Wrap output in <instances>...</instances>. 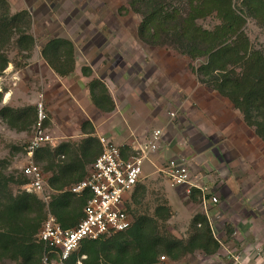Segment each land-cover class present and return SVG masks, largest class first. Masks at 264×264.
Returning a JSON list of instances; mask_svg holds the SVG:
<instances>
[{
	"label": "trees",
	"instance_id": "16d2710c",
	"mask_svg": "<svg viewBox=\"0 0 264 264\" xmlns=\"http://www.w3.org/2000/svg\"><path fill=\"white\" fill-rule=\"evenodd\" d=\"M130 8L142 20L138 27L140 40L152 46L169 45L192 60L203 59L193 72L200 83L216 90L232 102L264 143V47H256L246 30L253 19L264 30V0H127ZM217 18L212 27L200 20ZM32 17L27 9L11 13L9 0H0V75L11 62L7 49L14 47L31 55L36 39L29 32ZM45 62L58 75L65 77L75 71V47L71 40L55 37L42 47ZM83 74L92 75L90 67ZM92 102L103 112L113 111L114 100L106 83L94 77L89 83ZM3 92L0 91V104ZM0 116L18 131L27 130L37 121L35 104L24 107L0 106ZM87 136L79 142L46 143L34 157L47 161L41 166L48 175L51 194L50 211L64 228L75 226L83 216L87 195H77L69 187L82 180L88 165L102 152L100 140L93 135L89 120L81 122ZM123 151L130 147L124 145ZM2 163V161H0ZM40 164V163H39ZM29 182L24 173L20 178L0 171V260L11 259L16 264H39L43 246L36 242L44 220L46 204L26 190L14 191L10 184L22 186ZM146 185L140 181L125 202L133 216L125 230L96 239H84L72 251L66 264H157L160 257L179 260L197 251L215 255L222 241L213 230L208 215L197 212L191 221L189 235L181 238L167 227L171 216L167 204H158L153 213L140 212L138 205L145 197ZM211 197V194H207ZM203 191L192 187L189 199L202 201ZM227 236L234 226L224 224Z\"/></svg>",
	"mask_w": 264,
	"mask_h": 264
},
{
	"label": "rangeland",
	"instance_id": "374dc122",
	"mask_svg": "<svg viewBox=\"0 0 264 264\" xmlns=\"http://www.w3.org/2000/svg\"><path fill=\"white\" fill-rule=\"evenodd\" d=\"M9 3L11 13L22 9L29 10L32 17L29 32L36 39L34 50L30 56L25 52L21 53L14 47L7 49L11 60L8 66L12 64L19 71L14 85L11 83L16 96L21 99L16 101V105L24 107L27 105L22 104L35 100L32 104H35L37 108L38 102L42 101L48 114L44 126L47 129L50 128L48 132L54 136L56 144L65 140H74V143L81 140L77 133L74 137L65 139L67 137L59 130L61 127L57 126L60 120H64L63 113L68 105L71 106L72 99L69 100L68 92L60 91V81L56 73L42 56V47L50 39L60 37L71 40L75 47V69L77 63L82 68L93 66L97 68L98 74L104 76L110 74L113 68L116 73V81L110 85H112L115 95L121 97L122 94L128 93L132 103H137L138 107L143 106L142 118L151 115V111L156 110L160 103L158 108L164 107V111L161 113L162 120L157 121L158 125L162 126L159 127L160 129L163 130V126H167L163 131L164 145L160 146V149L144 163L140 182L147 188L145 197L140 199L141 203L138 205L140 212L149 210L153 213L156 205L167 204L171 211V216L166 223L167 227L170 232L181 238L188 237L193 216L197 212H205L218 238L222 241L235 240L234 233L232 236L226 235L224 224L231 223L230 218L235 215V207L238 206L240 200L239 194L243 193V190H247L249 192L247 195L250 197L245 198L246 204L250 205L254 202V206H257L255 212L257 215L255 224L257 236L256 233L253 235L247 233L245 240H255V237L256 240L257 238L264 240L263 141L257 136L254 129L245 123L241 112L236 113L231 125L237 129L242 124L247 126L249 129L246 128L242 131V137H250L252 143L251 145L244 143L240 137V141L244 143L243 146H240L242 148L236 145V150L230 149L229 151L250 154L254 147L259 154V160L254 165L237 166L232 160H228L230 153L221 149L226 145L225 142L222 146L219 144L224 139L217 138L221 132L219 128L223 127L225 123L218 122L219 124H214V126L208 124L206 127H208L209 134L193 128L194 119H197L200 113L197 110L201 109V103L198 102L199 96L204 95L203 98L206 99L213 95L218 99V102H222L225 97L223 99V96L216 90L200 83L196 75H194L195 90L193 92L199 93V96L194 95L193 92H186L183 88L174 89L172 85L175 79L174 73L177 72L178 77L183 72L191 74L193 73L192 66H198L203 62V59L192 60L169 45L152 46L142 42L138 36V27L142 17L130 8L127 0H9ZM217 22L215 17L200 20V23L209 28H212ZM246 30L256 47H264L262 27L249 18ZM148 69L150 79H147L146 76ZM121 74H124L126 81H123V78L119 76ZM197 84L204 87L199 88ZM189 114L194 119H191ZM53 116L55 123H52ZM135 117L137 116L130 119L133 124L135 121L139 123V119H135ZM4 123L6 124V122ZM112 124L115 127L113 129L110 127ZM34 125L35 123L16 135L9 132L11 127L7 124L3 126V129L0 122V161H2L0 171L5 175L11 174L20 178L23 174V167L30 159L27 155V144L33 135ZM123 126L119 120H113L102 126L99 133L105 134L120 129L119 132L122 134ZM69 129V133H71L72 126ZM121 134L118 133L120 139L123 138ZM237 136L241 135L237 134ZM215 137L217 141H215ZM171 157L180 158L188 167L193 183L202 187L205 194H211V197L216 196L218 201L205 207L201 200L192 202L189 199L186 186L172 185L167 174L161 170ZM35 161L37 162L36 159ZM39 163L42 167L47 165L46 160L39 161ZM10 186L16 192L23 190V185L19 186L17 183H11ZM224 189L230 191L228 196L219 195ZM47 193L52 194L54 190L48 188ZM226 246L228 250L224 251L222 256L228 264H235L239 261L238 250L235 249V246L229 244ZM262 249L264 250V248ZM259 252L258 256L262 254L261 250ZM197 258L200 260L202 257L198 255ZM169 262L170 259L166 257L163 262L159 261L157 264H169ZM238 263L241 264V262ZM0 264H16V262L4 258L0 260ZM259 264H264V259Z\"/></svg>",
	"mask_w": 264,
	"mask_h": 264
},
{
	"label": "crops",
	"instance_id": "0c3cea01",
	"mask_svg": "<svg viewBox=\"0 0 264 264\" xmlns=\"http://www.w3.org/2000/svg\"><path fill=\"white\" fill-rule=\"evenodd\" d=\"M79 62V61H78ZM92 69V75L91 76H86L83 74L82 71V66H80L79 63H77L76 69L74 74L68 75L65 77H62L60 75H57L59 82V87L60 91L63 92L65 90L66 92L69 93V100L71 102V106H67L65 112L63 113L64 120H60L59 124L57 126H60L61 130L65 136L68 138L74 137L75 133L79 135V137H86L87 133H84L83 130L81 129V122L84 120H89L93 126H94V133L93 135L96 136L98 139L100 136H104L108 138L110 141L113 143L120 145L123 147L124 145H128L130 148L134 146L136 143L140 142H146L152 133V131L155 128L162 127L161 125H158L157 121L162 120V111H164V107L160 106L161 109L158 108L159 105H157L156 110L151 111V115H147L146 118H142V107H138L137 103H132V100L129 96L128 93L122 94L121 97H117L115 95L114 89L110 83H113V81H116V73L115 70H111L110 74L108 73L107 75H102L97 73V68L90 66ZM168 68L173 69V67L168 66ZM150 69V68H149ZM148 71L146 72V76L148 77L150 73ZM53 70V69H52ZM19 71L13 67L12 64H10L7 69L4 71L2 75H0V91L3 92V100L0 104L2 105H11L13 107H17L16 101H20L21 99L16 96V92L13 88V85L15 83V78L18 76ZM195 73L189 74L188 72H183L180 77H178V73H174L173 76L175 77L172 85L174 89L178 88H183L186 92H193L195 90V84L193 83ZM121 78H123V81L125 79L124 74L119 75ZM30 77V76H29ZM54 77V75H53ZM100 78L103 80L108 89L109 92L114 100L115 108L113 111L110 112H103L101 111L96 105L92 102L91 95H90V90L88 83L89 81L94 78ZM151 77H148L147 79H150ZM13 83V85H11ZM124 84V82H123ZM199 88H202L204 86H200ZM49 86V85H48ZM194 95L199 96V93L193 92ZM128 94V95H127ZM203 95V94H202ZM219 97L220 95L217 94ZM204 96V95H203ZM203 96H199L200 98L198 99V102L200 101L201 103V109H198L197 111L200 112L198 114L197 119H194L191 117V119H194V126L193 128L198 131H203L206 134H209L208 131V124H211L214 126V124H219L218 122L225 123L223 127H220L221 129L219 132V137H217L219 140L224 139L221 141L219 144L222 146L223 143L225 142V147H221V149L224 150L226 153H230V156L228 157V160H232L234 164L237 166L239 165H246V166H251L254 165V163L258 162L259 160V154L257 150L252 147L251 153H243L239 151H235V153H231L229 151L230 149H237L236 145L239 146V148H242L240 146H243V144L249 143L251 145L252 141H250V137H242V131L245 130L246 128L249 129L247 126H244L243 124L240 125L237 129V127L231 125L233 122V118L235 117L236 113H240L239 110H236L232 103L228 99H224L222 102H218V99L215 98V96H210L209 98L204 99ZM32 100L27 104H22V105H29L34 103ZM191 101V100H189ZM158 102V100H156ZM169 103V101H166ZM155 111V112H154ZM101 112V114H100ZM135 117V119H139L138 122H134V124L130 121L131 117ZM73 118V119H72ZM134 119V120H135ZM241 119V117H240ZM113 120H119L121 124L124 126L121 128L124 130V132L121 134L118 131H111L107 132L105 134H100L99 130L102 126L107 125L110 121ZM0 122L2 123V128L4 125V120L0 116ZM55 123V117L53 116L52 118V123ZM197 125V127H195ZM55 126V124H54ZM72 126V132L69 133V128ZM110 127L115 128L114 124L110 125ZM163 131L166 130L167 126H163ZM4 129V128H3ZM50 129V128H48ZM10 133H14L18 135L19 132L23 131H18L16 129L10 128L9 130ZM119 134L123 136L122 139H120ZM236 133V134H235ZM164 134V133H163ZM237 134H240L241 136H237ZM211 135V134H210ZM241 139L244 141L242 143L240 140ZM163 138V135H162ZM74 140H65L62 142H67L70 144H74ZM215 141L216 137H215ZM61 142V143H62ZM51 146H57L54 142V136H53V141L50 143ZM164 145L163 141L161 142V146ZM255 150V151H254ZM234 154L233 156H231ZM173 158V157H171ZM178 158V157H175ZM180 159V158H179ZM181 160V159H180ZM152 161V160H151ZM93 163V162H92ZM91 163V164H92ZM91 164L88 165V170L91 166ZM87 170V173H88ZM45 178L47 181V189L50 188V185L48 184V175L45 174ZM87 175V174H86ZM12 188V187H11ZM243 193L239 194L240 200L238 201V206L235 207L236 211L234 212L235 215L231 216V223L234 226V239L235 240H224L222 241V247L219 250V252L215 255H206L203 254L200 251L195 252L194 254L189 255L187 258L184 259H179V260H170L169 264H228L227 261L224 259L223 252L227 251V246L232 245L235 246V249L238 250L239 254V261L241 264H259L261 261H263V255H264V240H245L247 236H245L247 233H256L255 230L256 227V222H257V206H254V202H252L250 205L246 204V197H250L247 195L249 193L247 190H243ZM230 191L227 189L221 190L219 193L220 196L225 195L228 196ZM37 195V194H36ZM51 195V194H50ZM38 196V195H37ZM39 197V196H38ZM41 199V198H40ZM42 200V199H41ZM43 201V200H42ZM45 203V202H44ZM46 204V203H45ZM50 204V203H49ZM208 205H211L208 204ZM207 205V206H208ZM264 207V206H263ZM47 212V208H46ZM223 216V215H222ZM213 227V226H212ZM214 230V229H213ZM250 231V232H249ZM217 236V235H216ZM253 239V237H252ZM259 250H261V255L258 256ZM259 252V253H258ZM200 255L202 257L200 260L196 257ZM236 262L235 264H240ZM81 264V263H78Z\"/></svg>",
	"mask_w": 264,
	"mask_h": 264
},
{
	"label": "built area",
	"instance_id": "2783aa9c",
	"mask_svg": "<svg viewBox=\"0 0 264 264\" xmlns=\"http://www.w3.org/2000/svg\"><path fill=\"white\" fill-rule=\"evenodd\" d=\"M47 118L45 105L39 101L34 132L27 144L30 159L23 167V173L28 176L29 182L22 188L37 194L46 203L47 216L36 237V242L43 246L39 264H66L72 251L84 239L111 235L132 224L133 216L127 210L125 202L140 181L145 161L160 149L163 130L154 129L146 142L132 146L129 151H123L120 145L100 136L102 152L91 164L87 175L68 188L74 194L87 195L83 216L75 226L64 228L49 209L51 195L47 193V181L41 166L34 159L37 149L53 141V136L44 126ZM161 170L167 174L172 185L186 186L187 193H190L192 187L200 188L205 207L218 201L216 196L207 197L204 189L193 183L188 167L180 159H169ZM165 259L166 256L160 257L161 262Z\"/></svg>",
	"mask_w": 264,
	"mask_h": 264
}]
</instances>
